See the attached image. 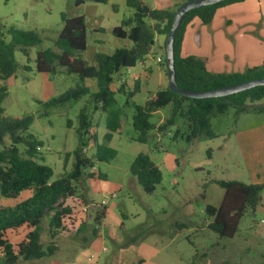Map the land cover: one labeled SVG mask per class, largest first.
Segmentation results:
<instances>
[{
    "label": "rangeland",
    "instance_id": "rangeland-1",
    "mask_svg": "<svg viewBox=\"0 0 264 264\" xmlns=\"http://www.w3.org/2000/svg\"><path fill=\"white\" fill-rule=\"evenodd\" d=\"M141 1L152 9H165L178 0ZM133 12L126 0H85L81 4L74 0H0V24L4 26L6 42L11 39L6 33L10 26L33 30L41 37L39 44L27 48V55L15 48L18 66L5 81L7 95L2 107L6 118L31 117L22 134H31L39 142L36 160L51 169L50 181L72 169L78 147V114L84 105L89 107L94 128V137L83 149L85 155L92 158L96 144L115 150L110 160L94 161L93 169L85 172L95 176H86L79 183L78 193L89 207L81 215L82 221H87L82 229L81 221L70 231H61L54 238L58 249L53 255L38 262L22 260L20 264H91V254L98 256L97 264H137L138 260L143 261L140 264H264V186L260 204L254 211L247 209L243 213L231 238L213 232L208 227L211 218L205 213L206 204L218 206L221 202L224 190L216 183L218 180L264 184V97L247 101L249 111L236 114L235 108L229 106L225 113L210 116L213 138L200 136L187 141V122L178 116L163 131L151 129L146 142L137 141L138 133L132 126L134 105L143 104L159 88V75L161 86L168 85V77L161 74L162 63L156 60L165 59L164 36L158 35L145 62L120 69L111 83L115 88L112 109L121 111V132L113 133L109 140L104 139L107 113L94 109L92 102L88 104L89 95L47 104L78 86L88 87L90 92L97 89L95 79H81L61 66L51 74L35 69L37 51L54 49L62 27L61 16L84 17L86 47L74 55L88 65H96L94 54H111L116 48L132 45L128 39L115 37L112 29ZM213 17L209 24L197 21L191 25L185 52L207 57L219 72L243 71L264 61V0L227 4L217 8ZM143 69L148 73L147 80L128 96L134 86L131 73ZM120 84L126 93L117 91ZM170 110V104L159 108L152 113L150 122L160 125ZM4 145H9L7 136L0 149ZM138 153L148 154L161 171V182L150 194L129 173ZM165 154L174 156L172 168L164 161ZM97 173L105 178H98ZM102 208L110 214L106 222L102 220L97 225L93 217ZM47 221L49 216L40 224L44 246L49 240ZM96 226L101 231L98 235L93 234Z\"/></svg>",
    "mask_w": 264,
    "mask_h": 264
},
{
    "label": "trees",
    "instance_id": "trees-1",
    "mask_svg": "<svg viewBox=\"0 0 264 264\" xmlns=\"http://www.w3.org/2000/svg\"><path fill=\"white\" fill-rule=\"evenodd\" d=\"M5 2L9 0H4ZM85 0H74L81 4ZM105 3L108 0H91ZM185 0H182V2ZM244 0H225L212 5L191 9L182 18L174 40V64L177 84L189 90H208L225 85L241 83L250 79L264 77V61L260 65L236 72H211L207 69L205 60L195 55H181V42L186 26L198 19L202 24H209L217 8ZM152 9L141 0H126L133 8V15L123 19L112 29V34L120 39L132 42L130 47L116 48L111 54L96 53V65H88L82 58L75 56V51H83L86 47L85 20L83 16H61L62 27L54 40V49H40L35 57V69L39 73L51 74L56 66H61L67 73L77 74L81 79L96 80V91L90 92L88 87L78 86L67 90L58 97L50 100L48 105H55L76 100L83 95H89L88 104L92 102L94 109H101L107 113L105 140H109L113 133L121 132L120 110L112 109L115 99L110 85L122 68H132L137 63H143L151 53L158 35L164 36L162 47L165 48V38L170 30L171 22L177 7ZM6 33L11 36L10 41L4 39V26L0 24V143L5 136L9 138V145L0 149V198H16L23 191L30 194L16 204L0 205V253L4 264H15L19 259L35 260L51 256L57 250L54 238L61 231H70L69 226L78 216L75 210L77 204L84 203L78 192L79 183L87 177H93L94 161H108L115 155V150L106 145H95V153L89 158L83 152L94 134L90 132L92 121L89 107L84 105L78 114V147L74 150V163L71 171L63 174L55 181H50L51 169L37 162L39 142L31 134H22L28 129L30 116L6 118L3 114L2 101L7 95L5 81L13 76L17 70L14 50L19 47L24 55L27 48L41 42L40 35L33 30H22L10 26ZM165 74L166 61L161 62ZM24 69H29L24 66ZM139 90V82L135 81L128 96ZM117 91H126L120 84ZM264 97V85L255 86L244 91L221 97L190 98L169 90L166 86L156 90L143 104L134 105L132 126L138 133L136 140L144 143L148 132L155 128L150 122L153 112L166 105H171L169 116L156 127L163 131L173 125L180 116L187 122L186 140L190 141L200 136L215 137L211 129L210 116L223 114L229 106L235 108L239 114L251 110L246 104ZM261 108V107H260ZM253 109V108H252ZM23 148L19 149L18 145ZM129 173L140 185L145 193H152L161 182L162 175L153 159L146 153H138L129 166ZM98 178L103 175L97 173ZM224 192L218 206L206 204L205 213L211 218L208 227L220 237L231 238L237 230V225L243 213L252 211L260 204V192L264 184H246L237 180L216 181ZM48 221V243L44 246L40 240V224L45 217ZM104 216V208L99 210L94 218L98 225ZM22 225L32 228L25 239L17 245H12L5 237V232ZM97 234V226L93 229ZM126 243L120 244L119 248ZM140 260L137 261V264Z\"/></svg>",
    "mask_w": 264,
    "mask_h": 264
},
{
    "label": "water",
    "instance_id": "water-1",
    "mask_svg": "<svg viewBox=\"0 0 264 264\" xmlns=\"http://www.w3.org/2000/svg\"><path fill=\"white\" fill-rule=\"evenodd\" d=\"M225 0H185L183 1L175 10L170 30L165 38V61H166V70L168 77L167 87L174 93L183 95L190 98H208V97H221L231 94H235L246 89L264 85V77L250 79L241 83H236L232 85H225L222 87L208 89V90H189L180 87L175 78V64H174V40L179 27V24L183 16L190 11L191 9L212 5Z\"/></svg>",
    "mask_w": 264,
    "mask_h": 264
},
{
    "label": "crops",
    "instance_id": "crops-1",
    "mask_svg": "<svg viewBox=\"0 0 264 264\" xmlns=\"http://www.w3.org/2000/svg\"><path fill=\"white\" fill-rule=\"evenodd\" d=\"M179 1V0H178ZM178 1L177 2H175V3H178ZM246 0H244V1H240V2H245ZM174 3V4H175ZM236 3V2H235ZM174 4H171V6H173ZM171 6H169V7H171ZM247 8H249V7H247ZM215 13H216V11H215ZM215 13H214V15H215ZM214 18V17H213ZM197 21H199L198 19H193L187 26H186V28H185V31H184V34H183V38H182V42H181V55L182 56H186V55H189L190 53H187V52H185V46H186V43H187V40H188V37H189V35H190V32H189V28H191V25L192 24H194V22H197ZM196 38L198 39L199 37L198 36H196ZM161 58V57H160ZM201 58H203L204 60H205V64H206V67H207V69L209 70V71H211V72H219V71H217V70H215L211 65H210V63H209V60L207 59V57H205V56H201ZM145 62V61H144ZM143 62V63H144ZM161 62H162V58H161ZM143 63H139L140 65L141 64H143ZM211 67V68H210ZM161 74H164V75H166L167 76V74H165V72H164V69H161ZM147 77H148V73H147V71L146 70H141V71H137V72H134V73H131V76H130V79H134V82L135 81H138L139 82V88H141V85L147 80ZM129 81V80H128ZM159 81H160V84H159V88L158 89H160V88H164L165 86H161V85H163L162 84V77H161V75H159ZM110 88H111V90H115V88L114 87H112V85H110ZM157 89V90H158ZM156 92V90L153 92V94ZM153 94H151L150 96H152ZM149 96V97H150ZM163 120V118L161 119V121ZM157 126H155V128H156ZM92 129H94L93 127H91V129H90V132L92 131ZM92 133V132H91ZM165 157H164V161L167 163V165L170 167V168H172L173 166H174V163H175V158H174V156L173 155H171V154H165L164 155ZM162 162H163V160H162ZM156 164V163H155ZM157 166H158V168H159V165L158 164H156ZM160 169V168H159ZM102 178L104 179L105 178V176L103 175L102 176ZM30 194V192L29 191H23V192H21L20 194H19V196L18 197H16V198H0V205H9V206H12V205H14V204H16L17 202H19L20 200H22V199H24V198H26L28 195ZM112 195H114V193L112 194ZM98 212V211H97ZM96 212V213H97ZM109 212H108V210L107 209H105L104 208V216H103V218L100 220V223L101 222H103L102 220H104L105 222L107 221V218H108V216H109ZM96 215V214H95ZM94 218H95V216L93 217V222H95L94 221ZM48 222V221H47ZM83 222V223H82ZM81 223H82V225H81V228L80 229H82V227L84 226V224L87 222L86 220H84V221H82ZM99 223V224H100ZM98 224V225H99ZM32 228H30V227H28V226H26V225H22V226H20V227H18V228H16V229H10V230H7L6 232H5V237H6V239L12 244V245H17L19 242H21L22 240H24L25 239V236H26V234L31 230ZM47 229H49L48 227H47ZM100 229L98 228V226H97V234L96 235H98V234H100ZM58 235V234H57ZM83 239H85V237L83 236L82 237ZM58 249V248H57ZM104 250H106L105 248H103V251ZM57 251V250H56ZM55 251V252H56ZM53 255V254H52ZM95 256H96V259H95V261H96V263L95 264H97V260H98V256L96 255V254H94ZM22 261V259H19L18 260V262L17 263H15V264H20V262ZM35 261L36 262H38V259H35ZM140 262H143V261H140ZM0 264H4V262H3V259H2V257H1V255H0ZM140 264V263H139Z\"/></svg>",
    "mask_w": 264,
    "mask_h": 264
},
{
    "label": "built area",
    "instance_id": "built-area-1",
    "mask_svg": "<svg viewBox=\"0 0 264 264\" xmlns=\"http://www.w3.org/2000/svg\"><path fill=\"white\" fill-rule=\"evenodd\" d=\"M156 60L158 62H161V58L160 57H157ZM102 204L104 205V201H102ZM88 208H89L88 205L84 204V203L83 204L82 203L81 204H77L75 206V210L78 212V216L73 221L72 225L69 226L71 229L74 228L76 224L81 223V221H82V216L81 215L87 213ZM0 255H1V253H0ZM89 258L92 261L91 264H95L96 263V261H95L96 256L94 254H91Z\"/></svg>",
    "mask_w": 264,
    "mask_h": 264
}]
</instances>
